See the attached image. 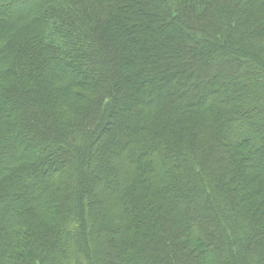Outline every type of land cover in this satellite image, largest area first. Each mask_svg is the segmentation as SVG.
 Masks as SVG:
<instances>
[{
    "label": "trees",
    "instance_id": "trees-1",
    "mask_svg": "<svg viewBox=\"0 0 264 264\" xmlns=\"http://www.w3.org/2000/svg\"><path fill=\"white\" fill-rule=\"evenodd\" d=\"M0 264H264V0H0Z\"/></svg>",
    "mask_w": 264,
    "mask_h": 264
}]
</instances>
